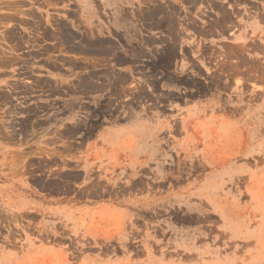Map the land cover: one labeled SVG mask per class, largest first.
<instances>
[{"label":"rangeland","instance_id":"374dc122","mask_svg":"<svg viewBox=\"0 0 264 264\" xmlns=\"http://www.w3.org/2000/svg\"><path fill=\"white\" fill-rule=\"evenodd\" d=\"M209 1L157 55L0 0V264H264V0Z\"/></svg>","mask_w":264,"mask_h":264},{"label":"crops","instance_id":"0c3cea01","mask_svg":"<svg viewBox=\"0 0 264 264\" xmlns=\"http://www.w3.org/2000/svg\"><path fill=\"white\" fill-rule=\"evenodd\" d=\"M57 2L60 3L59 5H75L78 41L86 35L88 38H92V36L109 38L117 37V33H120L125 39H133V37L139 39L147 48H151L155 44L156 49H150L148 52L159 55L163 46L171 42L169 41L170 33L167 25L165 23L160 24L161 19L163 18V21L166 17L165 11L168 13L170 8H173L172 13L167 15L166 20L173 19L172 21L175 23L174 31L176 35L181 37L178 40L179 42L176 41L180 46L190 38L195 44V48H201L198 45L201 43L202 46L207 45L206 40L212 33V30L206 24L208 19L213 18L208 7L210 5L209 0H56ZM225 6L228 8V5ZM159 7L162 10L152 15L151 19L139 17L146 15L151 9ZM90 10L93 13H90ZM69 14L73 15L72 12ZM90 14H92V17L88 19ZM120 17H125V20L128 21V33H126L125 28L113 25ZM194 28L198 30L208 29L207 36L198 34L197 31L193 30ZM149 39L151 44L147 45L145 41ZM160 45L162 47L158 48ZM125 48H128L127 45H125ZM82 55L85 59L86 54ZM142 67H144L142 70L146 73L148 64ZM164 72L163 68H157L156 76L165 75Z\"/></svg>","mask_w":264,"mask_h":264}]
</instances>
